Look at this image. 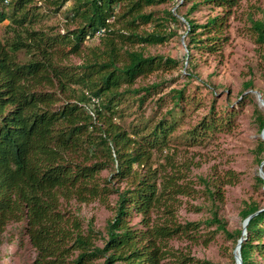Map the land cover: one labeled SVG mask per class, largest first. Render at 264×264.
<instances>
[{"label":"trees","instance_id":"obj_1","mask_svg":"<svg viewBox=\"0 0 264 264\" xmlns=\"http://www.w3.org/2000/svg\"><path fill=\"white\" fill-rule=\"evenodd\" d=\"M170 1L0 0V26L8 22L0 36V249L6 242L15 245L8 228L23 224L20 233L36 252L32 264H94L101 259L104 264L201 263L170 246L171 241L196 243L201 238V223L176 220V197L190 194L191 187L175 177L162 178L152 166L156 152L171 150L186 118L185 90L171 91L168 103L165 94L157 97L163 93L160 84L134 88L139 79L177 65L134 49L163 45L175 36L144 29L157 21L147 10ZM241 1L183 0L192 4L181 17L189 24L190 58L198 51L221 50L229 14L204 25L190 15L207 4L229 13ZM68 3L62 29L44 26ZM179 19L178 12L170 11L164 22L179 25ZM252 29L264 48V20L253 22ZM98 36V45H87ZM75 57L82 63H72ZM187 65L194 67L192 59ZM252 88L248 83L247 89ZM129 96L139 97L140 107L156 99L153 115L142 116L131 130L117 122L124 118L120 108ZM255 117L264 131V111L257 109ZM219 122L211 116L187 135L195 143L202 141L220 129ZM259 153L263 163V144ZM107 171L113 172L112 179L102 176ZM208 192L212 198L219 193L209 187ZM112 196L115 218L107 226V239L92 224L85 229L80 216L65 207L72 201L107 205ZM135 216L144 229L130 225ZM242 216L250 218L240 249L242 264H264V209L246 204ZM207 224L237 244L242 239V231L228 232L216 206ZM100 240L104 246L97 245Z\"/></svg>","mask_w":264,"mask_h":264},{"label":"rangeland","instance_id":"obj_2","mask_svg":"<svg viewBox=\"0 0 264 264\" xmlns=\"http://www.w3.org/2000/svg\"><path fill=\"white\" fill-rule=\"evenodd\" d=\"M71 5L68 3L62 12L45 21L44 26L62 29ZM191 5L183 3V0H171L147 10L155 14L157 21L144 27L145 30H165L175 36L163 45L136 46L134 49L143 52L146 57L173 59L177 65L170 71L158 70L149 77L139 79L134 88L160 84L163 93L157 97L165 94L168 103L171 91L185 90L183 106L186 118L172 138L171 150L156 152L152 166L162 178L175 177L179 184L191 187L190 194L176 197V220L180 223H201L197 235L201 238L196 243L171 241L170 246L189 254L200 264H241L236 238L217 231L216 226L208 225L207 222L216 206L220 218L227 222L230 234L236 235L238 231L245 233L247 223L242 212L246 204L255 203L264 209V185L260 183V180H264V162L260 163L263 155L259 153V145H264V131L260 130L255 117L257 109L264 111L259 100V95L264 93V48L257 42V34L252 29L253 22L264 20V0H243L229 13L210 4L192 13L190 19L199 25L206 24L210 18L220 14H229L221 50L215 54L198 51L192 58L189 57L187 41L189 24L181 18L189 13ZM170 11L178 12L179 25H165L166 13ZM7 24L0 26L1 37ZM99 38L88 40L87 45H98ZM189 59L194 62L193 68L187 65ZM70 61L76 65L82 63L77 57ZM250 82L253 84L251 90L247 89ZM137 98L129 96L125 100L120 108L124 111V118L117 120L130 130L142 116L151 117L156 108V99H150L140 107ZM211 116L220 121V129L212 131L206 139L197 143L190 140L188 132L199 128ZM112 175V171L102 174L108 179H112ZM208 187L219 193L212 198ZM115 205L116 196H112L107 205L100 201L90 204L72 201L65 207L80 216L85 229L92 224L107 239V226L115 218ZM130 225L144 229L141 219L136 216L131 219ZM22 226L8 228L7 236L15 239V245H9L10 242L3 245L0 249V264L33 263L36 252L20 233ZM104 242L100 240L97 245L104 246ZM9 250L11 258H8ZM255 257L257 262L261 261L259 254ZM104 261L101 259L94 264H104ZM164 264L171 263L165 261Z\"/></svg>","mask_w":264,"mask_h":264},{"label":"water","instance_id":"obj_3","mask_svg":"<svg viewBox=\"0 0 264 264\" xmlns=\"http://www.w3.org/2000/svg\"><path fill=\"white\" fill-rule=\"evenodd\" d=\"M259 100H260L261 105L264 107V100H263L261 95H259ZM249 221H250V218L246 220L247 225H248ZM247 225L245 227V233L244 232L242 233V239L239 241V245H238L239 249H241V244L245 240V238H244L245 235H247ZM240 262L242 264V259L241 258H240Z\"/></svg>","mask_w":264,"mask_h":264},{"label":"built area","instance_id":"obj_4","mask_svg":"<svg viewBox=\"0 0 264 264\" xmlns=\"http://www.w3.org/2000/svg\"><path fill=\"white\" fill-rule=\"evenodd\" d=\"M96 104H98V101L97 100H94Z\"/></svg>","mask_w":264,"mask_h":264}]
</instances>
